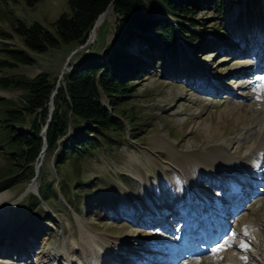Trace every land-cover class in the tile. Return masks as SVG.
I'll return each instance as SVG.
<instances>
[{
  "label": "rangeland",
  "instance_id": "1",
  "mask_svg": "<svg viewBox=\"0 0 264 264\" xmlns=\"http://www.w3.org/2000/svg\"><path fill=\"white\" fill-rule=\"evenodd\" d=\"M214 4L212 0H201L193 15L198 18V25L190 26L195 35L182 38L177 50L167 54L155 50L149 56L145 75L134 83L124 104L132 107L136 116L132 121L117 115L122 123L112 135L113 144L103 142L87 155L71 157L60 166L56 160L59 146L52 152L45 150L36 159L33 171L29 163H12L8 145L0 135V217L15 221L10 226L19 239L13 237L10 244L16 241L23 244L6 249V255L11 251L15 254L11 255L12 259L0 257V264H68L56 246L59 242L73 244L74 239L81 264H97L91 246L80 235L82 224L101 237L96 241L107 250L99 264H113L107 258L114 257L117 264H143L147 255L158 262L159 256L166 253L155 247L152 239L169 242L185 235L181 222L192 212L209 213L212 208L216 218L224 215L230 218L216 242L239 241L244 219L254 222V236L250 240L242 239L249 242L243 255L248 264H264L263 189L250 195L244 206L230 217L221 211L219 202L231 206L234 194L226 196L227 184H219L197 159V154L213 144L208 142L209 136L216 134L231 154L232 163L238 165L262 134L264 118L262 107L257 104L261 101V86L255 82L247 87L248 79H241L236 72L249 70L263 61L264 0H225L222 6ZM63 12H73L69 0H38L32 5L25 0H0V59L11 58L4 49L7 46L24 47L22 37L14 29L20 20L26 23L39 20L55 30L53 22ZM116 17L110 9L108 16L100 21L99 28L104 20L107 24L95 31L96 40L91 44L96 43L97 49L103 50L110 39ZM140 44L146 45L144 41ZM74 46V41H62L45 51L29 50L35 56L34 63L0 64V75L34 76L47 71L58 82ZM88 49L87 45L77 52ZM77 52L68 63L69 69ZM244 66L247 67L241 68ZM254 72L252 82L263 75ZM25 92L22 88L0 87V94L8 99L0 102V106L22 104ZM133 123L138 126L134 127ZM74 129L73 125L69 127L70 131ZM197 168L203 171L197 178L198 189L209 196L210 204L206 207L197 201L184 204V216L179 218L182 209L176 200L185 188L181 175L184 172L191 175ZM257 176H260L258 172L252 174L253 179ZM255 181L257 184L253 185L257 187L261 181ZM36 188L46 200L36 199ZM153 218H157L158 225L153 221L148 223ZM197 221L187 235L204 236L200 232L205 230V221ZM165 225L168 227L163 230ZM130 235L133 237L127 241L121 239L130 250H119L116 243L102 241V237L120 240L119 237ZM195 239L192 236L198 248L203 241ZM104 248H98L99 255ZM229 249L236 248L232 245ZM188 255L185 252L175 264H185ZM205 255L214 257L215 253L209 250Z\"/></svg>",
  "mask_w": 264,
  "mask_h": 264
},
{
  "label": "trees",
  "instance_id": "2",
  "mask_svg": "<svg viewBox=\"0 0 264 264\" xmlns=\"http://www.w3.org/2000/svg\"><path fill=\"white\" fill-rule=\"evenodd\" d=\"M25 1L32 5L38 0ZM212 2L222 6L225 0ZM69 3L73 12L61 13L53 22L55 30L39 20L31 23L20 20L15 24L24 47L7 46L4 49L11 58L0 59V64L8 66L34 63L35 56L29 50L45 51L62 41H74L75 49L86 41L96 18L109 4L117 14L104 49H97L93 43L88 45L89 50L77 52L56 94L47 129V151L59 146L56 153L59 166L71 157L87 155L103 142L113 144L112 135L122 123L117 115L133 121L136 113L124 104L134 83L146 73L147 57L154 55L155 50L161 54L173 52L187 34L195 35L190 26L198 25V18L193 15L201 0H69ZM106 21L96 31L105 27ZM142 41L145 46L140 44ZM56 84L47 71L34 76L0 75V87L26 90L22 104L0 106V135L8 145L13 164L29 163L31 170H35L44 143L41 130L49 118L50 98ZM0 102L8 99L0 94ZM71 125L75 129L70 131ZM40 195L46 200L42 192Z\"/></svg>",
  "mask_w": 264,
  "mask_h": 264
},
{
  "label": "bare ground",
  "instance_id": "3",
  "mask_svg": "<svg viewBox=\"0 0 264 264\" xmlns=\"http://www.w3.org/2000/svg\"><path fill=\"white\" fill-rule=\"evenodd\" d=\"M108 12H110V7L107 9V11L103 15H101L96 25L94 26L95 28L92 32L93 38H94L93 34L96 31V28L98 27L100 21L102 20L104 16H108ZM262 60L264 61V57ZM263 61H259L258 64L255 66L247 65V66H251L250 69L249 70L240 69L239 72H236L237 73L236 76L239 75V77L241 76V79L243 78L248 79L247 82L249 83V85L247 87L252 85L251 83L254 84L255 82L257 83V85L260 84L261 101L257 104L261 105L262 107L261 112L264 118V62ZM247 66H244L241 68H246ZM255 67H258L256 71L258 72L261 70L263 75L260 78H257L254 82H252L250 78H251V73L255 70ZM245 85L247 84L245 83ZM217 137L218 136L216 134L213 135L212 137L209 136L210 139H207V140L209 143L213 142V144L208 145L206 147V150L197 154V159H198V162H200L201 166H203V169L205 171L214 175V176L213 175L211 176L214 177V179H216V181L219 182V184L221 185L227 184L229 191L227 192L226 196L230 194V197H231L232 194H234V197H235L234 202H233L234 205L232 204L231 206H229L228 204L219 202L220 203L219 207L221 208V211H224V212L226 211L225 214L230 215L231 217V215H235L234 213L244 206L245 201L249 198L250 195L256 194V190L258 191L257 193H260L262 191L261 189H263L264 191V126H263L262 134L258 142L253 147L251 152L248 153L246 158L243 159V161H241V162H244L243 164H240L241 162L236 163L238 165H235L234 163H232L233 159L230 156L231 154L226 152L225 150L226 147H224L225 145L221 143L220 139L219 138L217 139ZM231 142H235V141L231 140ZM254 172H258L260 174V176H257V178H262L260 179L261 183L257 187L253 185L254 183H256V181L252 178V174ZM202 174H203V171H200L197 168V169H194L191 175L190 174L187 175L186 172H184L181 175L184 181V184H185V188L184 190L181 191V193L178 195L177 200H176V203L182 209V213L179 215V218H182L184 216V213H183L184 204L191 205L195 201L199 202V205L204 206V207L210 204L208 203V201H210L209 196H207L206 194H203L198 189V186H197V183H198L197 178L199 175H202ZM249 184H252L251 187L249 186ZM1 199H2V194L0 195V200ZM166 212H167V209H166ZM214 212L215 210L213 208L209 210V213H206L205 211L198 212V213L192 212V217L190 218V220L187 221V218H186L185 222L183 221L181 222V228H183L184 231H186V234L180 235L179 237H174L172 240H169V242L167 241L162 242V241H165L164 239H160V240L152 239V241L155 243V247L160 248L161 252H164L166 254H163V255L161 254V256H159L160 261L158 262H155L157 259H153V258L149 259L148 257L150 255H147L146 258H144V260L141 263L143 264H165V263L175 264V262L180 258V256H182L181 254L184 251L189 254L188 259L186 260L185 264H215L213 259H216L217 263L219 264H248L247 261H245L243 253L246 251V247H247L246 245L249 242H244L242 239L250 240L252 236H254L253 232L256 231V228L253 225L254 222L244 219L243 225L241 226V230H240L241 239L239 241L237 242L227 241L225 243L223 242L216 243L215 239L217 238L218 234L211 232L210 229H212L213 225L218 226V228L220 229L227 228L229 225L228 222L230 221V218L224 215L225 220H220L218 217L216 218L214 216ZM151 217H154V216H151ZM226 218H229V219L226 220ZM198 219H203L205 221L203 225L206 231H205L204 236L202 237H199L198 234H194L193 237L194 238L198 237V239L200 238L201 240H203L201 244L202 248L203 246H205V244H207V242H204V241L208 240V245H207V248L205 249H194L193 245H191L189 241V239H192V238H189V235H187V232L191 231L192 226L195 223H197ZM151 221H153V224H156V225L159 224L157 218H153L149 220L148 223H150ZM165 227H168V226L167 225L163 226L162 227L163 230H165ZM1 228L2 229H0L1 230L0 237L2 238V241L0 242L1 244L0 257H10L11 258V255L13 253L15 254V251H11L12 252L11 254L6 255L5 250L6 249L9 250L12 247H19V246H22L23 244H20L21 241H18V242L16 241L13 244H10L11 239H14L13 237H16V240L19 239L17 238L18 234H16V232L13 231L14 230L13 226L4 224L1 226ZM98 233L100 232L98 231ZM161 233L162 232H160V234ZM80 235L82 239L91 246L94 252V256L97 260V264H99V262L102 259H105L104 256L107 253V250L104 248V246L102 245V247H100V245L98 244V241H96L97 239H101V237L89 227H85V225L83 224L80 225ZM151 236L152 238H156L155 237L156 235L154 234H151ZM132 237H133L132 235L128 237L126 236L119 237L120 240H116V239L111 240V239L102 237V241L104 243L114 242L116 243V246H120L119 250H123V249H128L126 248L127 242H124L121 239L125 240L126 238V241H127V239L132 238ZM160 237H162V234ZM204 237H206L205 240H204ZM112 238H118V237H112ZM75 243H76V240L74 239L73 244H68L67 242H59L58 245L56 246V248H58L57 249L58 253L63 254V258L66 257V261L68 262V264H77V263L81 264L80 259H79L78 250L75 247ZM119 243H121L122 245ZM220 244L224 245L223 250H220L217 247ZM96 245L100 249L104 248L103 249L104 251L100 253V255H99V250L96 247ZM232 245L235 246L236 249L234 250H236L237 252H235L233 249H229L230 246ZM209 250L214 251L215 253L214 257L205 255L207 252H209ZM116 255L119 256V254H116ZM18 258H16V261ZM116 258L117 257H114L113 260L111 258H107V259H108V262L117 264L118 262ZM165 259L168 261H166Z\"/></svg>",
  "mask_w": 264,
  "mask_h": 264
},
{
  "label": "water",
  "instance_id": "4",
  "mask_svg": "<svg viewBox=\"0 0 264 264\" xmlns=\"http://www.w3.org/2000/svg\"><path fill=\"white\" fill-rule=\"evenodd\" d=\"M110 7V4L108 5V7L104 10V11H102L99 15H98V17L96 18V20H95V22H94V24H93V27H92V29L90 30V32H89V36L87 37V39H86V41L83 43V44H80V45H78L77 46V48L72 52V54H70L69 55V57H68V59H67V62H66V65L63 67V69H62V71H61V73H60V75H59V79H58V82H57V84H56V88L53 90V92H52V95H51V100H50V103H51V113H50V116H49V119H48V121L46 122V124L44 125V127L42 128V135H43V137H44V144H43V148H42V154L45 152V150L47 149V146H48V142H47V129H48V126H49V121H51V118H52V113H53V110H54V108H55V104H54V102H55V96H56V94H57V92H58V89H59V87H60V85H61V81H62V79L64 78V75H65V73L69 70V67H68V63H69V61L71 60V58L73 57V55L78 51V50H80V48L82 47H85V46H87L88 44H90L92 41L94 42L95 40V38L96 37H92V32H93V30H94V26L96 25V23H97V21H98V19L101 17V15H103L106 11H107V9ZM30 187H32V184H31V186Z\"/></svg>",
  "mask_w": 264,
  "mask_h": 264
},
{
  "label": "snow or ice",
  "instance_id": "5",
  "mask_svg": "<svg viewBox=\"0 0 264 264\" xmlns=\"http://www.w3.org/2000/svg\"><path fill=\"white\" fill-rule=\"evenodd\" d=\"M243 246V245H242ZM220 250H223L224 249V245L223 244H220L217 246Z\"/></svg>",
  "mask_w": 264,
  "mask_h": 264
}]
</instances>
